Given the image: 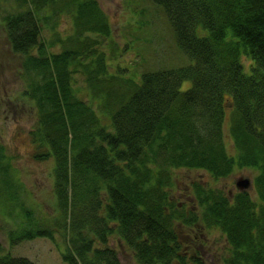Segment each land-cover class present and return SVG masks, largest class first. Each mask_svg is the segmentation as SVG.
<instances>
[{
	"label": "trees",
	"instance_id": "obj_1",
	"mask_svg": "<svg viewBox=\"0 0 264 264\" xmlns=\"http://www.w3.org/2000/svg\"><path fill=\"white\" fill-rule=\"evenodd\" d=\"M135 1L164 13L185 64L119 78L109 70L112 30L97 0H0L9 3L0 16L35 107L32 157L54 162L55 215L38 217L0 143L8 241L58 234L67 264H121L111 238L136 264H207L175 231L199 224L224 236L221 264H264V0ZM61 15L70 20L65 36L54 28ZM180 168L214 180L252 168L258 199L195 181L196 207L187 210L172 195ZM0 264L35 263L0 246Z\"/></svg>",
	"mask_w": 264,
	"mask_h": 264
},
{
	"label": "rangeland",
	"instance_id": "obj_2",
	"mask_svg": "<svg viewBox=\"0 0 264 264\" xmlns=\"http://www.w3.org/2000/svg\"><path fill=\"white\" fill-rule=\"evenodd\" d=\"M97 1L111 25L112 40L107 41L105 50L112 75L120 73L117 74L120 78L125 72L130 75L141 74L152 68L167 69L186 63V58L177 48L166 16L158 8L148 2L136 4L135 0ZM6 10H9V3H0V11ZM54 28L61 36L70 33L69 17L61 15L55 20ZM46 31L44 28L42 32L47 37L54 36ZM134 40L136 42L133 47L126 45ZM20 60L21 56L10 48L0 16V143L10 158L13 179L19 186L20 193L31 198L29 202L26 198V203L35 205L38 217L43 216V212L48 215L51 212L54 216L55 199L51 191L54 162L51 158L38 161L32 157L33 146L29 131L35 124V107L33 101L23 93L26 83ZM244 62L247 65L249 60L244 59ZM246 70L249 71L248 68ZM117 83L120 85L121 80ZM188 85L187 81L183 82L182 89ZM78 90L81 98H87L88 92L84 88ZM227 119L224 124V141L226 150L233 154L235 149L227 133ZM174 175L176 180L173 182L172 195L187 210L196 207L191 194V183L195 181L214 186L229 195L246 191L255 200L258 199L257 191L253 189L255 170L252 168H236L228 176L218 180L212 179L203 171L182 168L175 170ZM240 180L244 182L241 186L237 185ZM8 209L9 207L0 203V246L4 251L13 256L26 257L35 264H67L61 258L64 243L58 234L54 235L55 240L36 237L10 245L7 232L13 222L7 216ZM17 212L19 214L18 209ZM175 231L181 245L190 253L198 252L207 264H221L225 238L218 231H207L199 224L187 228L179 223L175 224ZM108 245L117 251L121 264H136L129 249L117 239L111 238Z\"/></svg>",
	"mask_w": 264,
	"mask_h": 264
},
{
	"label": "water",
	"instance_id": "obj_3",
	"mask_svg": "<svg viewBox=\"0 0 264 264\" xmlns=\"http://www.w3.org/2000/svg\"><path fill=\"white\" fill-rule=\"evenodd\" d=\"M244 182H242V180L238 181L237 185H240L243 184ZM247 183V181H245V184Z\"/></svg>",
	"mask_w": 264,
	"mask_h": 264
}]
</instances>
